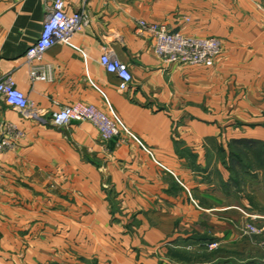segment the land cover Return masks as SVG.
I'll return each instance as SVG.
<instances>
[{
  "label": "crops",
  "instance_id": "obj_1",
  "mask_svg": "<svg viewBox=\"0 0 264 264\" xmlns=\"http://www.w3.org/2000/svg\"><path fill=\"white\" fill-rule=\"evenodd\" d=\"M64 1L89 22L43 54L50 79L33 80L24 53L45 2L0 0V75L34 107L24 115L0 95L12 141L0 152V264H264L253 153L264 148V0ZM141 18L216 37L220 52L210 66L164 63ZM104 50L130 70L126 91ZM74 102L117 118L125 141L88 121L54 125Z\"/></svg>",
  "mask_w": 264,
  "mask_h": 264
},
{
  "label": "built area",
  "instance_id": "obj_2",
  "mask_svg": "<svg viewBox=\"0 0 264 264\" xmlns=\"http://www.w3.org/2000/svg\"><path fill=\"white\" fill-rule=\"evenodd\" d=\"M46 13L41 31L36 40L24 53L25 62L30 66L29 75L33 80H49L48 66L41 64L43 54L54 44H68L72 38L83 31L89 22L88 14L84 10L69 13L64 0H44ZM137 30L151 35L154 39V52L164 63L205 65L213 64L220 52V41L216 37H197L172 31L166 24L138 19ZM100 64L118 78V90L126 91L132 80V74L126 64L121 62L115 54L104 50L100 57ZM0 95L7 106L29 115L34 109L32 102L25 93L17 88L10 75H0ZM71 121H88L99 131L104 140L116 139L120 144L129 134L128 128L117 118H112L102 109L84 102H74L62 106L52 114V122L56 126H63ZM0 129V152L12 146L10 137L2 136ZM246 230L251 234H258L253 225H247ZM262 244V243H261ZM264 247V242H263ZM208 249L218 247V242L206 244Z\"/></svg>",
  "mask_w": 264,
  "mask_h": 264
},
{
  "label": "rangeland",
  "instance_id": "obj_3",
  "mask_svg": "<svg viewBox=\"0 0 264 264\" xmlns=\"http://www.w3.org/2000/svg\"><path fill=\"white\" fill-rule=\"evenodd\" d=\"M260 194H261V193H259V195H260ZM262 197H263V196L260 195V198H258L257 201H258L259 203H261V204L264 205V197H263V198H262ZM263 231H264V230H263ZM260 234H261V233H260ZM258 242H259L258 244H259V248H260V249H259V250H260V251H259L260 256H262V258L264 259V247H263V245H262L263 242H264V233H262V236L258 238ZM261 243H262V244H261ZM257 255H259V254H258V250H257ZM263 262H264V261H263Z\"/></svg>",
  "mask_w": 264,
  "mask_h": 264
},
{
  "label": "trees",
  "instance_id": "obj_4",
  "mask_svg": "<svg viewBox=\"0 0 264 264\" xmlns=\"http://www.w3.org/2000/svg\"><path fill=\"white\" fill-rule=\"evenodd\" d=\"M255 153L256 156V162L260 163V165L263 167V171H264V148L261 149L260 151L257 150ZM259 166V165H258Z\"/></svg>",
  "mask_w": 264,
  "mask_h": 264
}]
</instances>
